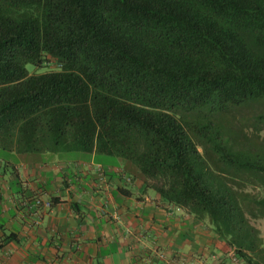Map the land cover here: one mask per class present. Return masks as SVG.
<instances>
[{
	"label": "trees",
	"instance_id": "trees-1",
	"mask_svg": "<svg viewBox=\"0 0 264 264\" xmlns=\"http://www.w3.org/2000/svg\"><path fill=\"white\" fill-rule=\"evenodd\" d=\"M262 102L264 0H0V148L121 162L245 264H264Z\"/></svg>",
	"mask_w": 264,
	"mask_h": 264
},
{
	"label": "crops",
	"instance_id": "crops-1",
	"mask_svg": "<svg viewBox=\"0 0 264 264\" xmlns=\"http://www.w3.org/2000/svg\"><path fill=\"white\" fill-rule=\"evenodd\" d=\"M62 151L0 148V264H245L121 162Z\"/></svg>",
	"mask_w": 264,
	"mask_h": 264
},
{
	"label": "rangeland",
	"instance_id": "rangeland-1",
	"mask_svg": "<svg viewBox=\"0 0 264 264\" xmlns=\"http://www.w3.org/2000/svg\"><path fill=\"white\" fill-rule=\"evenodd\" d=\"M27 68L29 70H32L34 67L31 64H28ZM46 69H51V70L56 69L55 63L54 62H48L46 64ZM261 106L264 109V102H262ZM69 155H71V154H68V155L66 154V156H69ZM252 224L259 229L260 236L264 239V218L254 219V220H252Z\"/></svg>",
	"mask_w": 264,
	"mask_h": 264
},
{
	"label": "built area",
	"instance_id": "built-area-1",
	"mask_svg": "<svg viewBox=\"0 0 264 264\" xmlns=\"http://www.w3.org/2000/svg\"><path fill=\"white\" fill-rule=\"evenodd\" d=\"M36 204L44 206V207H50L51 206V202L49 200L46 201H41V200H36Z\"/></svg>",
	"mask_w": 264,
	"mask_h": 264
}]
</instances>
